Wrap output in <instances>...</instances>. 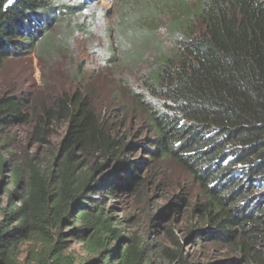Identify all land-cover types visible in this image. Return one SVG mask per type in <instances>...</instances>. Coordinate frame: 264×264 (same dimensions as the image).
<instances>
[{
  "label": "trees",
  "instance_id": "1",
  "mask_svg": "<svg viewBox=\"0 0 264 264\" xmlns=\"http://www.w3.org/2000/svg\"><path fill=\"white\" fill-rule=\"evenodd\" d=\"M81 4L0 0V68L11 57L69 51V23ZM113 7L104 14L112 15L108 36L115 31L106 62L145 64L144 89L128 87L140 124L124 127L101 114L82 71L73 92L39 103L1 91L0 136L29 124L35 143H49L54 126L65 125L45 165L0 143V264H264V0H116ZM163 24L168 48L157 36ZM129 108L121 102L118 111ZM165 162L187 173L196 192L155 203V215L184 207L186 235L217 257L188 262L185 237L172 226L164 233L173 248L121 234L111 200L133 197L154 208L150 193L162 186ZM67 237L82 241L91 258L71 250Z\"/></svg>",
  "mask_w": 264,
  "mask_h": 264
},
{
  "label": "rangeland",
  "instance_id": "2",
  "mask_svg": "<svg viewBox=\"0 0 264 264\" xmlns=\"http://www.w3.org/2000/svg\"><path fill=\"white\" fill-rule=\"evenodd\" d=\"M194 1V0H188ZM76 3V0H74ZM116 0H82L80 14L75 15L69 23L67 35L69 37V51L55 49L49 53L48 59L39 57L34 53L11 57L3 62L0 68V92L12 91L15 94L25 92L30 102L39 103L44 101L50 94L61 92H73L76 89V78L74 73L82 71L83 78H88L95 91V106L101 114L109 113L115 121H123V126L130 125L134 129L140 124V115L134 112L129 101L128 87L135 88L141 92L144 87L141 81L145 71V64L130 65L123 62L120 57L113 62H106L111 50L108 48L114 43L115 31L112 38H106L108 27H112V15L106 17V11H114ZM80 24L82 30H75ZM167 30L165 25L159 27L158 38L164 39L165 47L169 42L165 40ZM127 84V86H126ZM114 93L117 96H114ZM121 102H126L130 108L119 113ZM113 109V110H112ZM137 118V121L135 120ZM64 123H58L53 128L49 143H35L30 137V125H16L1 133L0 143L4 149L14 153L28 154L36 153L37 158L43 165L50 162L52 152L64 133ZM5 155V153H4ZM161 184L156 191L150 193L149 208H141L136 204L134 198L125 200L123 197L110 202L111 215L118 223L121 234L125 237L142 236L146 241L153 239L163 247L173 248V244L167 239L164 227L172 226L178 237L184 238L183 255L188 262H202L219 255L217 250L210 246L194 243L186 235L188 227L187 213L184 207L177 213L170 211L168 216L156 212V204L165 205L173 200L174 195L187 192L189 196L195 195L196 188L190 184V177L171 162H165L160 169ZM189 184V186H188ZM188 186V188H187ZM186 188V191H184ZM194 193V194H192ZM0 197L5 200V194L0 191ZM175 203V201L173 202ZM155 215V216H154ZM151 216L153 217L151 219ZM71 245L70 249L83 257L91 258L83 248V243L75 238L67 237ZM26 242L21 249H24ZM154 259V257H152ZM156 261V260H154ZM163 264H167L163 260ZM170 264H176L170 263Z\"/></svg>",
  "mask_w": 264,
  "mask_h": 264
},
{
  "label": "clouds",
  "instance_id": "3",
  "mask_svg": "<svg viewBox=\"0 0 264 264\" xmlns=\"http://www.w3.org/2000/svg\"><path fill=\"white\" fill-rule=\"evenodd\" d=\"M82 1V0H81ZM107 32V31H106ZM110 36H108V32L106 34V38H109ZM111 38H112V33H111Z\"/></svg>",
  "mask_w": 264,
  "mask_h": 264
}]
</instances>
